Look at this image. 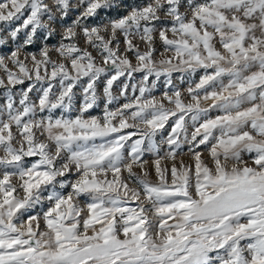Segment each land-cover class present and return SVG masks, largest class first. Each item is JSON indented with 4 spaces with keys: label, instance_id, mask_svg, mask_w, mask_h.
<instances>
[{
    "label": "snow or ice",
    "instance_id": "6c2138e0",
    "mask_svg": "<svg viewBox=\"0 0 264 264\" xmlns=\"http://www.w3.org/2000/svg\"><path fill=\"white\" fill-rule=\"evenodd\" d=\"M115 6L0 2V46L24 34L0 55V264H264V0H150L84 23ZM58 27V47L25 51ZM157 38L171 53L158 61ZM134 73L138 88L125 82ZM173 73L189 81L190 102ZM161 77L172 108L150 95ZM116 82L124 101L113 108ZM185 154L191 163L177 164Z\"/></svg>",
    "mask_w": 264,
    "mask_h": 264
},
{
    "label": "rangeland",
    "instance_id": "374dc122",
    "mask_svg": "<svg viewBox=\"0 0 264 264\" xmlns=\"http://www.w3.org/2000/svg\"><path fill=\"white\" fill-rule=\"evenodd\" d=\"M0 2H2V0H0ZM78 0H72V3L75 4L77 3ZM150 2V0H116V6L112 9H101L98 11V15L96 17H91L89 18L91 21L90 23H88V21H84V23H86L89 26L95 25L98 22H106L109 19H117L122 15H127L128 12L130 11V9L132 7H137V6H144L146 4H148ZM184 8H181L180 11L184 12ZM82 11V9L80 8H73L70 10V15L66 18V24L67 25H71L72 22L76 19V17L79 15V13ZM158 15H160L161 20H165V17L163 16V14L158 13ZM26 18V17H25ZM23 19V18H22ZM170 19V18H169ZM3 22H0V24H2ZM22 23L21 21H17L16 24ZM15 26V25H13ZM4 27H7V25H4ZM62 28H57L56 29V33L53 37L47 38L45 39V35L44 33H39L38 36L36 38H34L33 43L31 45H28L27 48L25 49V51L27 52H31V53H36L38 54L40 49L42 47H44L46 44L48 45V47L50 49H55L56 47H58L59 45V40H60V34H61ZM103 34V33H101ZM257 35H259V31H257L256 33ZM169 38H172L171 33H168ZM120 39H122V37H120ZM24 40V34L23 32H21L18 36V39L15 43H8L7 46H0V55H4L6 53H8L9 48H12L13 50L15 49V47L18 44H22ZM77 42L79 44V46L81 48H85L86 45L84 44V40H83V34L82 32H79L78 30V37H77ZM134 43H137L140 45V51H145L146 48L143 44H141L138 40H134ZM32 46H33V50H32ZM156 52L154 53V56L156 58V60H160V59H164L167 58L168 56L171 55V53H164V49L161 46L160 42L158 41V38L156 40ZM217 47L219 48V45H217ZM123 49V44H121V50ZM89 51H93V55L96 56V53L94 50L92 49H88ZM162 53H164L163 55H161ZM52 55V59H57V54L53 51L51 53ZM37 58L39 59V56L37 55ZM129 58L132 61V64L135 65L136 61L132 56H129ZM21 59H24L23 55L21 56ZM97 59V64L99 66H104L102 64V61L100 60L99 57H96ZM28 66L31 67V63H30V58H29V63ZM2 73H0V77H2ZM183 74L181 73H173L172 74V86L178 88L181 93H182V98H184L185 103L190 102L187 98V93H186V88L188 87V83L189 81L187 79L184 80V82H181V77ZM198 75L197 76H193L191 77L192 80H197L198 81ZM150 80L155 79L154 77H150ZM121 80H124V78L122 77ZM166 78L165 77H161L159 80L156 81V86L153 88L151 84H149V88H150V95L155 97L157 100L161 101L162 103H164L166 108H172L173 106L168 104L167 101L163 100V93L167 90L168 86L165 83ZM126 83H128L129 85L135 84L137 85V88L139 87V85L141 84V74L140 73H134L133 74V78L130 80L125 81ZM29 82L26 81L25 85H17L15 86V88L13 89V91L15 93H19L21 89H23ZM119 82L114 83L113 85V94L115 96L118 97L117 101L114 102V104L112 105L113 108H115L118 104H120L121 102L124 101V97H119V88L116 86ZM102 86H103V82H98V93L101 96V101L103 99L102 96ZM194 86V85H193ZM58 87V86H57ZM77 95L75 98V106L78 108L79 104L81 102V95H80V87L78 86L75 89ZM3 92L4 89L0 88V103L4 102V96H3ZM134 93L132 92L131 88H129L128 90V96H132ZM30 95H35V94H30ZM135 95H139V92L137 90V92L135 93ZM16 99L18 101L19 97L18 95L16 96ZM203 107H207V104L205 102H201ZM90 113L92 116H102L103 115V108H102V103L100 104L99 107H95L93 109L90 110ZM171 123V121H170ZM170 131V127L166 126V129L164 130V135H167V132ZM192 129L189 128V135L191 134ZM37 135H39V133H37ZM157 143H159L160 137L157 136ZM162 148L166 147V145H161ZM184 148V152L187 153V149H188V145H183ZM201 149H203V146H201ZM163 154V153H161ZM0 155H2V153H0ZM145 159H148L149 161H151L152 157L150 153H145ZM202 158L204 159L205 163H207L209 165V167H211V163H210V157L208 156L207 152H202ZM245 159H247V156L245 155L244 157ZM26 159H35V158H26ZM183 159L185 161V163H191L189 156L188 155H181L180 157L177 158V164L179 163V160ZM171 161H162L161 163V167H170L171 166ZM149 167V169H151V163H149V165L147 166ZM135 171L139 172V169H134ZM152 181L155 182V173L153 171L152 177H151ZM169 182L171 181V177H168ZM14 182L15 179H14ZM139 203V202H137ZM146 207H149V205H145ZM38 210V209H37ZM41 226H43V221L41 220Z\"/></svg>",
    "mask_w": 264,
    "mask_h": 264
},
{
    "label": "trees",
    "instance_id": "16d2710c",
    "mask_svg": "<svg viewBox=\"0 0 264 264\" xmlns=\"http://www.w3.org/2000/svg\"><path fill=\"white\" fill-rule=\"evenodd\" d=\"M87 21H88V23H90L91 20L88 18ZM26 48H27V47H26ZM32 50H33V46H32Z\"/></svg>",
    "mask_w": 264,
    "mask_h": 264
}]
</instances>
